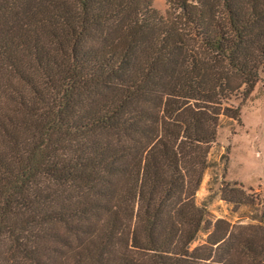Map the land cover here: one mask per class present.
<instances>
[{
	"label": "trees",
	"instance_id": "16d2710c",
	"mask_svg": "<svg viewBox=\"0 0 264 264\" xmlns=\"http://www.w3.org/2000/svg\"><path fill=\"white\" fill-rule=\"evenodd\" d=\"M166 3L0 0V264H264L195 202L264 0Z\"/></svg>",
	"mask_w": 264,
	"mask_h": 264
},
{
	"label": "rangeland",
	"instance_id": "374dc122",
	"mask_svg": "<svg viewBox=\"0 0 264 264\" xmlns=\"http://www.w3.org/2000/svg\"><path fill=\"white\" fill-rule=\"evenodd\" d=\"M153 5L162 13L168 8L166 0H153ZM236 106L239 118L223 119L195 202L213 225L222 222L237 233L264 235L257 219L264 201V76Z\"/></svg>",
	"mask_w": 264,
	"mask_h": 264
}]
</instances>
